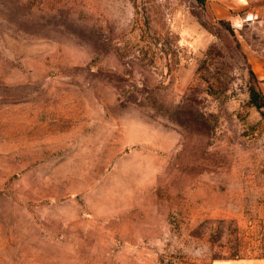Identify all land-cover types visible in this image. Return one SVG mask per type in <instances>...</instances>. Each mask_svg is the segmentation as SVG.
<instances>
[{"label":"rangeland","instance_id":"374dc122","mask_svg":"<svg viewBox=\"0 0 264 264\" xmlns=\"http://www.w3.org/2000/svg\"><path fill=\"white\" fill-rule=\"evenodd\" d=\"M264 0H0V264L264 258Z\"/></svg>","mask_w":264,"mask_h":264},{"label":"crops","instance_id":"0c3cea01","mask_svg":"<svg viewBox=\"0 0 264 264\" xmlns=\"http://www.w3.org/2000/svg\"><path fill=\"white\" fill-rule=\"evenodd\" d=\"M229 264H264V258L254 259V260H237V261H232Z\"/></svg>","mask_w":264,"mask_h":264},{"label":"trees","instance_id":"16d2710c","mask_svg":"<svg viewBox=\"0 0 264 264\" xmlns=\"http://www.w3.org/2000/svg\"><path fill=\"white\" fill-rule=\"evenodd\" d=\"M262 101L263 102H259L257 97L253 95L250 96V103L258 109L264 108V97H262Z\"/></svg>","mask_w":264,"mask_h":264}]
</instances>
